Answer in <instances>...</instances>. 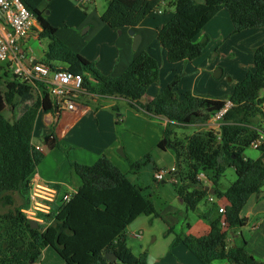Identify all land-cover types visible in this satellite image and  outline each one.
I'll use <instances>...</instances> for the list:
<instances>
[{
	"label": "trees",
	"instance_id": "obj_1",
	"mask_svg": "<svg viewBox=\"0 0 264 264\" xmlns=\"http://www.w3.org/2000/svg\"><path fill=\"white\" fill-rule=\"evenodd\" d=\"M35 15L38 39H48L41 62L52 68L63 67L83 76L86 91L94 95L118 94L136 111L153 113L166 119L162 137L157 143L161 150L174 153V191L187 211H197L198 204L208 201L212 188L217 199L224 200L223 212L217 203L207 205L198 216L208 223L207 233L195 237L175 235L171 246L182 243L201 263L226 259L233 264H262L244 244L227 245L229 231L244 225L242 210L249 198L258 193L264 182V153L258 158L244 155L258 128L252 117L264 120V42L253 49V69L232 85L231 91L220 97H209L189 90L181 96L176 92L180 75L174 74L157 94L141 102L148 88L159 79L158 60L148 51L139 52L117 77L102 75L95 66L74 52L56 35L38 6L44 0H22ZM161 0H108L102 21L115 29L136 27L158 9ZM170 19L157 30L156 38L165 51L166 61L176 64L199 57L209 37L197 38L208 21L224 9L228 12L232 33L264 27V0H174ZM58 62L60 64H55ZM8 70L0 74V205L9 207L10 219L17 231L0 238V264H29L36 262L44 247H51L66 264H147L143 250L135 255L125 241L126 228L140 215L160 217L143 188L133 183L106 155L93 164L72 162L80 185L69 200L52 207L37 228L21 212L28 206L30 180L44 153L32 143V133L39 109L53 110L43 86L34 89L21 82ZM2 66H0V70ZM93 78V81L89 80ZM229 100L219 126L178 138L172 125L204 123ZM7 105L16 110L10 121L3 115ZM17 108V109H16ZM48 148L58 147L53 134L45 136ZM131 170H138L147 162L133 161L126 156ZM227 168H233L235 179L224 189L220 179ZM156 169V168H154ZM203 173L205 179L198 175ZM211 188H210V187ZM23 196L24 206L15 205L14 194ZM1 217V216H0ZM169 232V229H167ZM116 256L110 261L105 254Z\"/></svg>",
	"mask_w": 264,
	"mask_h": 264
},
{
	"label": "crops",
	"instance_id": "obj_2",
	"mask_svg": "<svg viewBox=\"0 0 264 264\" xmlns=\"http://www.w3.org/2000/svg\"><path fill=\"white\" fill-rule=\"evenodd\" d=\"M173 1L174 0H171L167 3L166 0H161L156 11L149 14L139 25L133 27L135 33L141 35V40L137 49L134 50L132 48L133 38L128 34L129 28H122L120 29V33L116 34L118 29L109 27L102 21L100 16L99 21L101 22H97L95 24L96 28L93 32V37L86 44V46L82 47L76 52L84 57L87 61L91 62L102 75L117 77L124 71V69L139 52L148 51L158 60L160 73L162 69L160 66L161 63H163L166 66V70H171V74L167 75L166 81L160 83L158 80L148 88L146 96L141 99V102L143 103H146L152 99L157 94V92H159L169 82L171 77L177 73L184 74L183 77L180 78V81L176 87V92L179 93V96H181V94L187 90L209 97H220L223 95V93H229L233 83H237L242 80L246 72L253 69V49L264 42V27L251 28L243 30L239 33H232L233 27L229 14L226 10L222 9L208 21V23L203 27L202 31L197 36L198 38L206 34L209 37L207 46L215 48L214 57L211 59L212 61L208 57L206 59L207 63L199 62L198 60L193 59L184 60L176 64H170L166 61L165 51L159 44L156 34L158 28L166 23L172 16L174 11ZM195 1L197 3L202 2L198 0ZM44 3L45 0L38 6L40 11H44ZM36 29L39 30L38 25L32 28L25 38V47L29 50L32 59L40 61L41 58H38L35 55L33 49L30 46V41L39 40L37 33L34 31ZM57 33L58 28L56 27V35ZM62 41L66 43L68 47L70 46L67 41ZM110 42H114L116 44L119 51L118 54L114 52L115 50L109 48L107 49L105 47V44ZM217 60L219 61L217 66L222 68V74L220 77L226 75V77L231 81V84L222 92L218 86V82H211V80H208L210 82L203 85V80L199 79L203 74V69L195 66L196 63H203V65L207 66L211 62H216ZM26 64H28V62H26ZM196 70L197 73L195 74ZM191 76H194L193 81L190 80ZM263 91L264 89L261 92ZM106 96L126 103V107L122 109V113H118L120 118H117V121L120 119L128 130L142 134L141 139L138 141V145L141 149L146 147L148 148L147 150L153 151L157 147V143L162 137V128L166 122V119L158 117L153 113L134 111L128 107L127 100L118 94L105 96L94 94L87 95L86 100L79 101L77 103V108L73 111H60L59 113H56L54 110L46 112L42 109H39L36 114L33 127V145L38 147L43 153L48 154L56 147L48 148L44 139L45 136L53 134L57 140L62 138L68 139L71 136V131L75 127H79L81 139L84 138L85 142L88 140L92 141L91 137H89V135L84 131V123L89 120H94L99 126H103V120L101 116L102 112L96 108L94 110L90 105V101L98 102V100ZM113 108L114 110H117L118 104L115 103ZM192 125H206L209 128H213L215 126L214 122L210 119H207L204 123ZM34 139H36V141H34ZM101 155H106L122 172L127 173V175L131 172L130 169L126 171L127 169L122 167L119 161L120 155L114 152V148L110 143H105L100 148L97 147L93 149L91 152H89V154H81L76 159H74L73 162L78 161V163L89 165L96 162ZM247 155L248 156H245H253L250 158L255 159L261 155V152L256 153L255 149L250 147ZM172 166H174V155H172V163L169 168ZM34 177L41 182L55 186L58 189L59 194L69 193L72 195L76 192L80 185V182L76 180L77 178L74 176L71 165H68L67 168L61 170L60 172L55 171L54 173L43 171L38 168L36 169ZM175 195L178 197L176 192ZM211 196H215V194ZM180 202L183 203L181 199ZM208 202V205L216 202L218 207H223L224 205V200L217 199L215 201L214 197H211L210 200L208 197ZM206 209L207 207H205L204 211ZM196 212L198 213L203 211L198 208ZM241 214L242 218L244 219V225L229 231L226 239L227 245L230 246L244 244L246 249L253 255V257L264 264V182L259 192L252 195V197L248 200ZM141 216L142 215L138 216L127 228L132 227ZM204 221L199 220L195 221L194 223H190L188 221L185 223L184 230L182 229L180 233H178L173 226L168 225L167 229H169V232L167 233H171L172 238H174L175 235H180L181 237L185 235H192L198 237L207 233L209 229L208 223ZM124 235L125 241L127 242L126 230ZM139 236L142 237V234ZM138 250L139 252L145 250L143 243H139ZM169 253V258L159 261H157L149 253L147 258L150 260V262L148 263L203 264L182 243H177L176 245L171 246ZM40 256L41 257L39 258L42 259H40V264H66L55 253V251L51 250V247H44L41 250ZM36 262L29 264H37ZM209 264L233 263L226 259H215Z\"/></svg>",
	"mask_w": 264,
	"mask_h": 264
},
{
	"label": "rangeland",
	"instance_id": "obj_3",
	"mask_svg": "<svg viewBox=\"0 0 264 264\" xmlns=\"http://www.w3.org/2000/svg\"><path fill=\"white\" fill-rule=\"evenodd\" d=\"M107 1L108 0H90L84 4H79L76 0H45L43 15L50 24L55 25V27L58 28L57 37L61 40L67 41L70 45L69 47L74 49L73 51L76 52L86 46V44L93 37V32L96 28L95 24L97 22H101L99 21V17L105 10ZM169 1L171 0H166L167 3ZM116 34H118V31ZM47 41L48 39L46 37H40L38 41H30V46L38 58L42 57ZM105 47L107 49L109 48L115 50L114 52L116 54L119 53L114 42L106 43ZM214 51L215 48L207 46L203 50L202 54L195 58V60L207 63L206 59L208 57L210 60L214 57ZM53 63L60 64L58 62ZM217 63H219L218 60L216 62H211L207 66L203 65V63H196L195 66L203 69V74L199 78L203 80V85L208 84L210 82L208 80H211V82H218V86L222 92L231 84V81L226 77V75H223L220 78H215L213 76V71L216 68H221L217 66ZM0 66H2L0 74H3L4 71L8 70L6 62L0 61ZM160 67L162 69L158 82L162 83L166 81L167 75L171 74V70H166V66L163 63H161ZM196 73L197 70L195 71V74ZM177 74L180 75V77H183L184 75L181 73ZM11 76L12 71L10 69V71H8V75L3 76V79L6 80ZM193 79L194 76H191L190 80L193 81ZM86 97L87 95L82 97L81 100H86ZM261 97L264 99V91L261 92ZM115 103L118 104L117 110H114L113 108ZM90 105L94 110L96 108L102 112L101 116L103 120V126H99L94 120H89L84 123V131L89 135V137H91L92 141L88 140L85 142L84 138L81 139L80 129L79 127H75L71 131V136L68 139L62 138L58 140V147L53 149L48 154L44 153V159H42V162L37 165L36 169L40 168L43 171L51 173H54L55 171L60 172L61 170L67 168L68 165H71L74 159L81 154H89V152L93 149L97 147L100 148L105 143H110L116 154H119L120 152L124 153V157L119 154V161L122 167L127 169L126 171L130 169L129 161L126 159V156L133 161L143 160L145 156H148L150 163L147 162V164L138 170H131V172L128 173V177L133 183L138 184L143 188L144 194L149 197L154 209L159 213L160 217L142 215L132 227L126 229V243L135 255L140 253L138 250L139 243H143L147 255L150 253V255L157 261L165 260L169 258L168 253L173 240L172 234L167 233L168 225L173 226L174 229L180 233L182 229L184 230L186 222L189 221L190 223H194L199 220L204 221L198 216L196 211L185 210L183 203H181L180 199L175 195L174 184L172 182H157L153 178V173L157 169L169 168L172 163V155H174V153L170 149L162 151L156 147L153 151H149L146 147L144 149L139 147L138 141L141 139L142 134L128 130L120 119L117 121V118H120L118 113H122V109L126 107V103L123 101H117L112 97L106 96L98 100V102L90 101ZM16 113V110H12L11 105H7L3 111V115L10 121L14 120ZM251 120L253 126L258 129H260L264 124V120L258 116L252 117ZM171 128L174 131V135L178 138L191 135L196 131L210 129L206 125L182 126L177 124L172 125ZM34 141H36V139H34ZM249 150L250 147L246 148L244 155L248 156L247 154ZM255 152L260 153V151L256 149ZM154 167L156 169H154ZM74 176L77 178L76 180L80 182V179L75 174ZM235 177L234 169L227 168L224 175L220 179L221 188H226L235 179ZM14 197L16 206H24L23 204H25V202L22 195L15 193ZM211 197H214L215 201L217 200L215 196ZM204 201L198 204V208L201 209V211H204L205 207H207L206 204H209L208 201L206 204ZM8 210L9 207H2L0 205V238L2 239L7 238L11 233L17 231L14 220L10 219ZM41 224L47 223L44 222ZM141 234L142 237L139 236ZM51 250L53 249L51 248ZM40 259L41 258L37 260V264H40L42 260ZM148 262H150V260L147 258V264H150ZM9 264L13 263L9 262ZM116 264L122 263L117 261Z\"/></svg>",
	"mask_w": 264,
	"mask_h": 264
},
{
	"label": "built area",
	"instance_id": "obj_4",
	"mask_svg": "<svg viewBox=\"0 0 264 264\" xmlns=\"http://www.w3.org/2000/svg\"><path fill=\"white\" fill-rule=\"evenodd\" d=\"M88 1L90 0H77L79 4ZM36 26L35 15L22 0H0V61L6 62L21 82L30 84L34 89L43 86L56 113L73 111L82 97L92 94L86 91L82 75L74 74L60 66L52 68L31 58L29 50L25 47V38ZM89 80L93 81V78L89 77ZM230 106L231 102L227 100L224 106L209 118L215 124L213 129L219 126L220 120ZM249 147L259 150L261 154L264 153V125L257 130V136ZM175 170V166L157 169L154 171V178L157 182H175ZM198 177L205 179L203 173ZM70 196L69 193L59 194L55 186L41 182L33 176L30 180L29 203L21 212L29 221L42 223L43 217L39 214H48L52 207L68 201ZM218 212L222 213L223 208L219 207Z\"/></svg>",
	"mask_w": 264,
	"mask_h": 264
},
{
	"label": "water",
	"instance_id": "obj_5",
	"mask_svg": "<svg viewBox=\"0 0 264 264\" xmlns=\"http://www.w3.org/2000/svg\"><path fill=\"white\" fill-rule=\"evenodd\" d=\"M118 33H120V29L117 30ZM128 34L132 36L133 41H132V48L135 50L137 49L140 40H141V35L138 33H135L134 28L133 27H129L128 29ZM222 74V69L221 68H216L213 71V76L215 78H219ZM119 154H121L122 156H124L123 152H120ZM209 194L214 195V191L212 189L209 190ZM29 224L31 226V228H37L38 227V223L36 221L30 220ZM106 258L110 261H115L116 260V256L114 254L111 253H106L105 254Z\"/></svg>",
	"mask_w": 264,
	"mask_h": 264
}]
</instances>
